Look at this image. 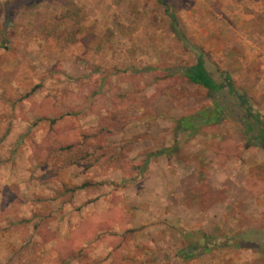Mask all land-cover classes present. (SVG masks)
Returning <instances> with one entry per match:
<instances>
[{
    "label": "rangeland",
    "instance_id": "obj_1",
    "mask_svg": "<svg viewBox=\"0 0 264 264\" xmlns=\"http://www.w3.org/2000/svg\"><path fill=\"white\" fill-rule=\"evenodd\" d=\"M200 53L264 120V0H0V264H264V148Z\"/></svg>",
    "mask_w": 264,
    "mask_h": 264
},
{
    "label": "trees",
    "instance_id": "obj_2",
    "mask_svg": "<svg viewBox=\"0 0 264 264\" xmlns=\"http://www.w3.org/2000/svg\"><path fill=\"white\" fill-rule=\"evenodd\" d=\"M166 12L172 22L175 23V32L182 37L177 18L171 13L168 6ZM180 74L191 84L201 87L213 95H217L222 90H227L228 95L237 102L238 107L244 110L247 134L254 142L264 148V120L260 114L253 113L250 98L236 88L230 76H226L222 81L215 79L207 69L202 53L198 55L193 64L184 67ZM227 110L219 103V100H215L210 108L200 110L195 115L183 117L179 120V124L185 130L195 131L198 123L210 125L223 121Z\"/></svg>",
    "mask_w": 264,
    "mask_h": 264
}]
</instances>
